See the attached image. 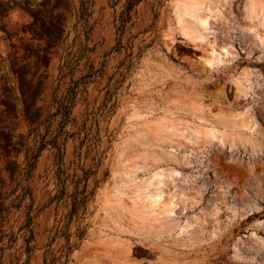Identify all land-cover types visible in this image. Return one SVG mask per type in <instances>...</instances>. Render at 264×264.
Listing matches in <instances>:
<instances>
[{
    "label": "rangeland",
    "instance_id": "obj_1",
    "mask_svg": "<svg viewBox=\"0 0 264 264\" xmlns=\"http://www.w3.org/2000/svg\"><path fill=\"white\" fill-rule=\"evenodd\" d=\"M173 1L0 0V264H264V26L229 0L204 48L234 51L204 68L205 49L171 40ZM232 113L255 131L163 146L181 177L165 184L176 210L159 244L112 229L130 137L161 118L199 127Z\"/></svg>",
    "mask_w": 264,
    "mask_h": 264
},
{
    "label": "bare ground",
    "instance_id": "obj_2",
    "mask_svg": "<svg viewBox=\"0 0 264 264\" xmlns=\"http://www.w3.org/2000/svg\"><path fill=\"white\" fill-rule=\"evenodd\" d=\"M228 1H173V21L170 25L171 40H174L176 33L180 38L193 44L195 47L201 50L205 49L204 68L211 69L215 65H220L232 55V45H225L219 50L217 42L214 41L209 44L210 47L204 48L208 43L212 21L218 22L223 18V5L228 4ZM244 12L248 23L252 27L251 30L257 27L256 20L259 18H261V25L264 26V2H261V0H246ZM256 41L257 44L264 47V36L257 35ZM253 73L254 71L249 68L243 72V77L237 83V95L248 94V92L243 91L250 86L251 82L249 80L252 78ZM202 106L201 97H194L190 103L192 110L201 109ZM228 120L223 123L190 127L188 125L184 126L174 120L161 118L152 122L143 131L130 137L126 143V148L119 158L122 161V166L120 167L121 172L119 175L121 179L118 183L119 188L117 190L116 201L109 205L105 215L107 221L113 226L112 229L121 233L134 231L143 240L159 244L167 229L174 225L171 220L176 210L175 204H170L166 200L165 184L167 181H173L181 177L178 169L169 166L167 168L166 166L168 165L166 164L168 160L176 158V149L173 148L171 151H165L163 146L178 136L189 138L190 141L194 142L200 141L201 137H203L205 142L210 145L217 140L221 144H225V139L229 137L234 142H239L244 135L236 133L237 126H243L245 129L253 128L252 132L255 131L256 126L247 123L243 118L239 119L236 114L232 113ZM247 139L252 144H255L252 137H248ZM139 144L142 145V148L139 151H135L132 156H127V153L130 150H136L135 147ZM188 157L185 156V161H187ZM147 169H151L150 174L140 177L139 174ZM128 194H131V200L129 203H126L125 197ZM184 197L186 198L187 195L184 194ZM193 204H195V199ZM194 217L198 220L201 219L198 215ZM204 220L207 221L206 218ZM219 224V222L216 223L213 236L218 234ZM188 227H191L189 221L186 222L182 229H179V235L189 234ZM184 240L186 243L193 244L191 238ZM121 249L127 254L125 258L127 259L131 249L126 247H122Z\"/></svg>",
    "mask_w": 264,
    "mask_h": 264
},
{
    "label": "flooded vegetation",
    "instance_id": "obj_3",
    "mask_svg": "<svg viewBox=\"0 0 264 264\" xmlns=\"http://www.w3.org/2000/svg\"><path fill=\"white\" fill-rule=\"evenodd\" d=\"M15 15V14H14ZM14 15H13V17H14Z\"/></svg>",
    "mask_w": 264,
    "mask_h": 264
}]
</instances>
